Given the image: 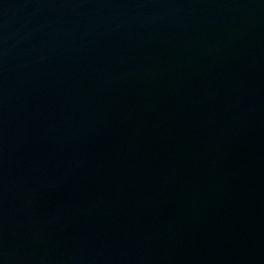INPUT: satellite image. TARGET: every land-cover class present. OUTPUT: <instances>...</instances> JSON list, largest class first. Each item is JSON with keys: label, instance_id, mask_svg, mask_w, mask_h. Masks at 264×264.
<instances>
[{"label": "water", "instance_id": "95a60500", "mask_svg": "<svg viewBox=\"0 0 264 264\" xmlns=\"http://www.w3.org/2000/svg\"><path fill=\"white\" fill-rule=\"evenodd\" d=\"M0 264H264V0H0Z\"/></svg>", "mask_w": 264, "mask_h": 264}]
</instances>
